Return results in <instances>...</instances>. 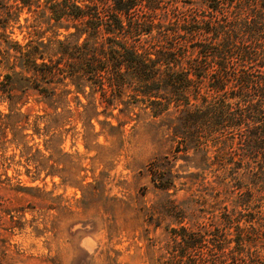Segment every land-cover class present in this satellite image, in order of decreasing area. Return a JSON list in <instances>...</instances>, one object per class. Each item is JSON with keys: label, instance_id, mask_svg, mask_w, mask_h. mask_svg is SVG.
Listing matches in <instances>:
<instances>
[{"label": "trees", "instance_id": "obj_1", "mask_svg": "<svg viewBox=\"0 0 264 264\" xmlns=\"http://www.w3.org/2000/svg\"><path fill=\"white\" fill-rule=\"evenodd\" d=\"M185 2L0 0V151L9 142L22 156L32 149L21 111L31 98L51 109L33 120L37 134L42 120L57 129L81 119L89 129L97 106L122 105L158 151L149 163L158 192L135 208L113 200L111 234L115 212L131 211L144 239L163 229L146 244L153 264H264V0ZM22 13L20 42L7 30ZM2 154L0 166L10 159ZM3 176L0 190L14 189ZM0 219V264H14L8 239L21 216L0 208Z\"/></svg>", "mask_w": 264, "mask_h": 264}, {"label": "rangeland", "instance_id": "obj_2", "mask_svg": "<svg viewBox=\"0 0 264 264\" xmlns=\"http://www.w3.org/2000/svg\"><path fill=\"white\" fill-rule=\"evenodd\" d=\"M177 1L179 5L186 4L185 0ZM26 16L22 13L19 23L7 30L13 31L10 38L26 41L27 30L18 28ZM87 94L88 88L79 95L83 105L89 101ZM31 100L21 111L30 113V126L25 125L23 134L32 149L22 156L20 146L9 142L0 151L10 158L0 166L4 174L1 179L10 178L15 189L0 190V208H10L15 216H21L20 228H15L8 239L14 264H153L152 256L146 254V244L148 238H162L163 229L154 231L151 227L144 239L141 221L133 218V212L123 216L117 211L115 232L111 234L109 230L113 200H129L131 208H135L136 198L141 197L146 205L156 199L158 191L150 183L149 163L158 151L150 144L151 136L143 120L119 113L122 105L106 113L97 106L99 114L89 129L81 119L57 129L47 127V121L42 120L37 134L32 128L33 120L51 113V109ZM69 100L68 108H74L76 101ZM0 110L7 112V103H0ZM82 110L78 107V112ZM103 121L115 128L119 121L125 124L115 130L100 123ZM12 137L13 133L8 132L7 138ZM36 149L40 150L38 154ZM183 163L178 160L175 169ZM176 183L178 188L179 181ZM176 195L182 196L183 191ZM0 222L7 226L3 219Z\"/></svg>", "mask_w": 264, "mask_h": 264}]
</instances>
